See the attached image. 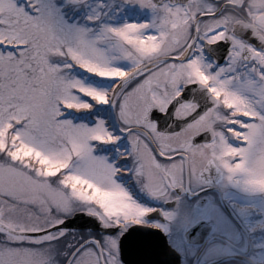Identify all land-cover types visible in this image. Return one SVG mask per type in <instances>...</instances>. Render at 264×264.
<instances>
[{
  "label": "snow or ice",
  "instance_id": "1",
  "mask_svg": "<svg viewBox=\"0 0 264 264\" xmlns=\"http://www.w3.org/2000/svg\"><path fill=\"white\" fill-rule=\"evenodd\" d=\"M0 264H264V0H0Z\"/></svg>",
  "mask_w": 264,
  "mask_h": 264
}]
</instances>
